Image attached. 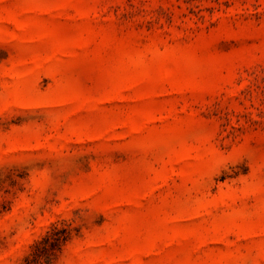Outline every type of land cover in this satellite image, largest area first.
I'll use <instances>...</instances> for the list:
<instances>
[{"label":"rangeland","instance_id":"374dc122","mask_svg":"<svg viewBox=\"0 0 264 264\" xmlns=\"http://www.w3.org/2000/svg\"><path fill=\"white\" fill-rule=\"evenodd\" d=\"M264 264V0H0V264Z\"/></svg>","mask_w":264,"mask_h":264},{"label":"trees","instance_id":"16d2710c","mask_svg":"<svg viewBox=\"0 0 264 264\" xmlns=\"http://www.w3.org/2000/svg\"><path fill=\"white\" fill-rule=\"evenodd\" d=\"M69 239L70 231L67 228L52 227L35 242L27 257V264H52L57 251L61 250Z\"/></svg>","mask_w":264,"mask_h":264}]
</instances>
